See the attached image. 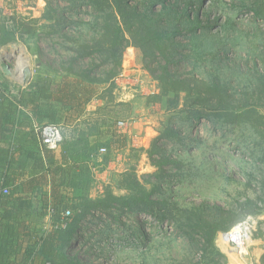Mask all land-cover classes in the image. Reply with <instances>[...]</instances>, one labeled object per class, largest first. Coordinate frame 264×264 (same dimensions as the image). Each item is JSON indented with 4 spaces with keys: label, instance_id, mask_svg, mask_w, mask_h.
I'll use <instances>...</instances> for the list:
<instances>
[{
    "label": "rangeland",
    "instance_id": "obj_1",
    "mask_svg": "<svg viewBox=\"0 0 264 264\" xmlns=\"http://www.w3.org/2000/svg\"><path fill=\"white\" fill-rule=\"evenodd\" d=\"M132 1L141 17L163 29L168 55L155 63L144 58L125 30L124 63L109 78L114 65L102 0H0V28L4 22L36 20L32 32L0 47V85L10 96L19 98L35 90L36 81L56 80L66 71L97 81L85 119L63 127L74 165L66 209L78 212L108 192H134L137 198L150 193L157 202L155 214L120 216L112 209L89 215L68 256L78 264H250L219 248L218 240L227 247L225 236L219 237L226 231L213 243L205 221L222 207L240 212L251 197L261 212L242 222L250 251L264 244V0ZM15 53L32 70L27 85L16 57L12 74L2 70V58ZM130 69L141 72L130 78ZM164 71L219 90L226 108L252 105L253 121L230 124L212 114L195 122L186 93L162 95L165 86L156 77ZM120 122L125 124L119 127ZM167 127L174 129L173 137H161ZM150 154L173 163L162 170ZM220 217L217 225L230 219Z\"/></svg>",
    "mask_w": 264,
    "mask_h": 264
},
{
    "label": "trees",
    "instance_id": "obj_2",
    "mask_svg": "<svg viewBox=\"0 0 264 264\" xmlns=\"http://www.w3.org/2000/svg\"><path fill=\"white\" fill-rule=\"evenodd\" d=\"M102 2L108 8L105 12L104 31L108 40L109 59L114 65V71L109 78L115 77L118 69L123 66L129 44L125 30L131 34L136 48L144 58H154L155 63L159 62L158 59L167 57L168 48L165 46L163 29L157 22L150 23L151 20L141 17V13L130 6L132 0ZM35 21L34 18H23L21 21H14L12 25L4 22L0 28V47L14 42L15 35L19 33L32 32ZM150 67L147 65L145 68L154 76V69ZM59 77L56 80L36 81V89L23 92L19 98L5 95L6 89L0 85V174L4 180L3 186L17 180V175L22 176L28 167L37 172L23 182L24 187L38 192L46 185L51 186L49 194L42 193L39 213L35 212L32 197L20 194L21 196L14 198L15 191L1 197L0 264H41L44 261H51L53 264H78L68 256L67 251L83 232V222L89 215L95 214L96 211L107 212L112 209L121 211L118 214L120 216L133 212L155 214L153 207L157 202L152 199L150 193L141 192L137 198L134 192L128 195L108 192L104 197L84 203L82 210L78 207V212H72L66 229L51 227L47 232H40L28 225V218L34 215L38 218L49 216L50 208L54 209V213L49 216L52 224L60 222L62 212L68 206L64 201H69L70 193L64 194L59 188H72L73 182L74 165L71 164L70 142L64 136L59 145L60 156L57 158L53 150L45 149L41 145L37 128L46 123H54L60 125L63 132V127L74 125L85 113L87 104L98 92L97 81L89 76L66 71ZM156 79L165 86L163 96L173 93L175 98H179L181 93H186V107H192L190 112L195 117V122L215 114L218 118L224 117L227 123L239 125L253 121L256 115V108L248 103L231 108L221 105L219 90L216 94L209 85L192 84L185 79L174 77L167 71ZM262 88L264 89V75ZM20 129L25 131V139L17 141ZM166 131L168 134L163 133L161 137H173L175 134L172 127H167ZM150 158L152 163L162 170L165 165L173 163L168 158L156 160L151 154ZM257 200L263 201L262 198ZM258 203L259 201L246 197L240 204V212L234 206L219 208L217 217L205 221L209 227L207 233L211 241L214 243L219 231H229L245 221L249 215L260 213ZM219 214L223 220L229 217V221L217 225Z\"/></svg>",
    "mask_w": 264,
    "mask_h": 264
},
{
    "label": "crops",
    "instance_id": "obj_3",
    "mask_svg": "<svg viewBox=\"0 0 264 264\" xmlns=\"http://www.w3.org/2000/svg\"><path fill=\"white\" fill-rule=\"evenodd\" d=\"M127 70V69H125ZM129 76L131 78L132 74H136V73H140L141 70L138 69H130L129 71ZM90 104H88V107L86 108L85 113L74 123V125H72L71 127L75 126L80 120L85 119L86 115L88 114V110H89ZM24 133L25 131H23L22 129H20L18 131V136H17V141L19 140H24ZM53 154H55V156L58 158L60 156V148L57 149L56 151L53 152ZM71 164H73V160L71 159ZM36 170H32V167H28L24 174L22 176L17 175V180L15 181H10L7 183V185L5 184L3 186V178L2 175L0 174V200L2 196H6V195H10V193H12V191H15L13 196H15L14 198H17L19 196H21L20 194H23L24 196L27 197H32L33 199V205L35 208V212L39 213L40 212V207H41V203L43 200V192H46L47 194H49L51 192V186L50 185H46L44 186V188H42L40 191H30L29 189H27L26 187H24L22 184L23 182H25L27 180V178L30 177L31 174L36 173ZM8 173V172H6ZM2 186V187H1ZM61 192H63L64 194L70 193L72 191L71 187H60L59 188ZM64 204L68 205L69 201H64ZM49 222H50V218L49 216H45V217H40L38 218L37 215L32 216V218H28L27 223L28 225H30V227L32 229H36L39 230L40 232H47V229H49ZM223 234H220L219 237L221 239H223ZM226 239V236H225ZM252 240V238H251ZM226 243V248L224 247V243H220L219 244V240H218V246H220L221 250L223 251H227L228 253H230V249L228 247V244L225 240ZM264 254V244L263 246H258V247H253L252 251H250L249 256L245 257V258H238L236 257L239 261L241 260H250V264H263L261 262V258Z\"/></svg>",
    "mask_w": 264,
    "mask_h": 264
},
{
    "label": "built area",
    "instance_id": "obj_4",
    "mask_svg": "<svg viewBox=\"0 0 264 264\" xmlns=\"http://www.w3.org/2000/svg\"><path fill=\"white\" fill-rule=\"evenodd\" d=\"M1 88V87H0ZM8 95V93H5ZM125 122H120L119 127H122ZM39 138L41 145L48 150L56 151L59 148L60 143L63 140L62 127L54 123H46L42 127H38ZM102 152H106L105 147L101 148ZM54 213V209H49V214ZM49 215V216H50ZM72 216V211L70 209H65L62 212V217L60 222L57 224H52L51 220L49 222V228L54 227L55 229H66ZM226 236V241L230 249V255L238 258H245L250 254V248L248 243V234L245 231L243 223L234 226L231 230L221 233ZM220 248V246H219ZM41 264H53L51 261H44Z\"/></svg>",
    "mask_w": 264,
    "mask_h": 264
},
{
    "label": "water",
    "instance_id": "obj_5",
    "mask_svg": "<svg viewBox=\"0 0 264 264\" xmlns=\"http://www.w3.org/2000/svg\"><path fill=\"white\" fill-rule=\"evenodd\" d=\"M15 57H16V53L15 55H7L2 58L1 67L6 75L12 74V67L10 61L13 60ZM22 72H23V83L24 85H27L32 80L33 77L32 70L29 66H26L22 70Z\"/></svg>",
    "mask_w": 264,
    "mask_h": 264
},
{
    "label": "bare ground",
    "instance_id": "obj_6",
    "mask_svg": "<svg viewBox=\"0 0 264 264\" xmlns=\"http://www.w3.org/2000/svg\"><path fill=\"white\" fill-rule=\"evenodd\" d=\"M20 55V54H19ZM18 54H16V58L19 59V72L21 73V78L23 79V72L22 70L28 66L27 59L25 60L24 58H20ZM226 240V239H225ZM227 242V241H226Z\"/></svg>",
    "mask_w": 264,
    "mask_h": 264
}]
</instances>
